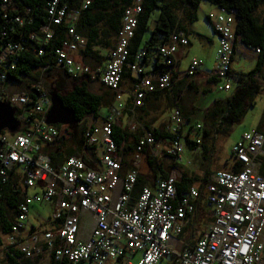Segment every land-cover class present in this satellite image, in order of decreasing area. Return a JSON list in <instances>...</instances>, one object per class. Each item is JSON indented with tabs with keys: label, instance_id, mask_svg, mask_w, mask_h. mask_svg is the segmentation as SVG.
Returning <instances> with one entry per match:
<instances>
[{
	"label": "built area",
	"instance_id": "2783aa9c",
	"mask_svg": "<svg viewBox=\"0 0 264 264\" xmlns=\"http://www.w3.org/2000/svg\"><path fill=\"white\" fill-rule=\"evenodd\" d=\"M88 4L84 0L80 9H68L59 0L48 1L47 23L38 33L28 35L40 46L36 55L44 53L43 45L55 34V25L65 24V37L54 49L53 61L40 67L38 80L24 89H8L12 87L9 72L16 67L22 42H0V102L13 108L19 122L10 141L3 132L7 130L0 132V188L11 181L12 190L20 187L22 191L9 231L0 232V264H156L169 254H175L172 264H264V173L260 172L264 133H243L231 145L229 169L210 172L201 191L198 181L178 195L176 184L183 175L181 139L186 127L177 106L179 93L174 95V106L162 127L166 137L159 140L138 118V109L149 93L172 91L180 81H185L184 91L203 71V61L193 58L179 70V49L189 41L182 31L174 30L158 48L157 70L144 68L140 62L144 52L140 51L134 63L127 65L130 75L124 79L130 39L143 4V0H132L104 60L85 63L86 38L75 28L80 11ZM1 9L7 22L22 27L27 21L18 12L17 0H2ZM24 10L30 11L27 6ZM209 22L218 43L205 81L214 78L220 82L218 90L228 91L234 80L233 57L237 44H242L235 34L234 13L218 9ZM0 34L2 37L4 32ZM242 46L256 58L257 47ZM56 72L87 76L108 89L112 98L105 114L89 113L76 122L82 128L80 149L65 156L54 169L47 147L60 142L59 124H46L45 117L51 107V84L47 82L56 79ZM113 125L138 135L134 150L126 157L112 138ZM149 157L162 168L156 176L147 164ZM234 164L235 170L231 168ZM143 168L151 184L142 186L132 198ZM29 188H36L31 198ZM31 201L49 204L47 228L29 223ZM202 204L208 208L210 222L187 245L180 235ZM136 253L140 256L133 262Z\"/></svg>",
	"mask_w": 264,
	"mask_h": 264
},
{
	"label": "trees",
	"instance_id": "16d2710c",
	"mask_svg": "<svg viewBox=\"0 0 264 264\" xmlns=\"http://www.w3.org/2000/svg\"><path fill=\"white\" fill-rule=\"evenodd\" d=\"M49 0H17L19 6L18 12L26 16L27 21L22 27L15 22H7L2 18V9L0 0V42L21 41L23 49L20 51L16 67L9 72L11 85L19 87L17 90L26 88L29 84L38 80L39 68L53 61V51L58 47L65 37V24L55 25V34L43 45L44 53L41 56L36 55L40 47L34 41L28 38V35L36 34L42 24L47 23L48 17L45 7ZM84 0H59L60 4H66L68 9H80ZM201 0H143L142 11L137 16V23L128 47L126 64L123 67V78L130 75L127 65L134 63L138 52L143 51L144 55L140 62L146 66L149 61L153 70H157L159 64L155 63L158 58V48L169 40L170 34L174 30L182 31L186 36L188 33V24L196 19V9ZM217 6L218 9H224L227 12H233L235 17V34L239 41L245 46L257 47L259 52L256 55L253 67L247 72H234L232 82V92L224 99H217L204 111V119L200 128L202 137L198 142L189 137V132L196 129L195 126H189L184 134V142L189 149L200 147L202 149V158H208V142H213L218 135L226 134L230 126L238 122L244 115L248 107L252 106L254 97L262 90L261 80L264 78V0H206ZM132 0H89L85 9L80 11L79 20L76 23V32L86 38V47L82 51V60L90 65L100 64L104 60V53L113 46L115 35L120 27L121 19L127 6ZM20 3V4H19ZM30 9L26 13L24 7ZM156 13L153 24L150 27V18ZM209 20V17H207ZM10 27L13 31H10ZM148 35L145 37V34ZM1 36V34H0ZM104 52V53H103ZM87 60L96 62L91 63ZM52 74V69L48 75ZM53 81H48L52 89L56 90L58 96L66 107L73 110L75 119L79 121L89 113L97 114L101 107L109 106L112 93L103 87L104 93L98 92L91 87L94 81L87 76L72 77L61 72L54 74ZM70 81L71 87L64 90V82ZM217 80L211 78L206 81L216 83ZM185 81L178 82L172 91L159 90L146 95L143 106L138 109V118L146 128H152V133L156 140L166 137L162 128L153 127L156 117H151L152 111L160 110L162 113L165 109L174 106V95L178 93L181 84ZM196 81H191L187 88H193ZM8 83L5 84V87ZM62 87V88H61ZM205 91V90H203ZM109 97L106 99V95ZM181 110L180 104L177 105ZM182 112V110H181ZM184 117V116H183ZM187 117L184 120L187 122ZM60 131L59 143L47 147L51 158V165L54 169L58 167L65 156L77 154L82 143V128L78 125L65 127L57 125ZM258 131L264 133V108ZM112 138L114 139L118 151L125 157L135 148L137 143V133L122 129L116 125L112 126ZM210 146V145H209ZM209 147L214 151L213 144ZM1 148V140H0ZM264 155L261 157L260 172L264 173ZM210 160V159H209ZM147 164L153 173V176L162 171L157 166L154 159L149 157ZM234 164L231 168L235 170ZM210 171L206 168L201 177L195 175H183L176 184L177 194L184 192L186 188L196 181H200V191L202 184L208 181ZM9 181L0 188L2 198L0 199V232L6 233L10 229V219L16 213L17 206L22 202V191L20 187L14 190L10 188ZM151 182L139 174L131 193L135 197L142 186L150 185ZM201 207V206H200ZM198 207V211L199 208ZM197 211V212H198ZM197 212L189 227H186L180 235L185 244L194 242V231ZM210 222V218H209ZM189 233L184 236L185 230ZM175 258V254H172ZM173 263V262H172Z\"/></svg>",
	"mask_w": 264,
	"mask_h": 264
},
{
	"label": "rangeland",
	"instance_id": "374dc122",
	"mask_svg": "<svg viewBox=\"0 0 264 264\" xmlns=\"http://www.w3.org/2000/svg\"><path fill=\"white\" fill-rule=\"evenodd\" d=\"M217 11L218 8L216 5L211 4L206 0H201L199 2L196 9V19L191 24L187 25V38L189 44L184 49L183 58L179 62L178 67L180 71L184 70L188 62L193 58L201 59L203 61V70H212L213 56L216 48V35L214 34L207 17L212 18L217 13ZM155 16L156 13H154L150 18V27L153 24V19ZM147 35L148 33L145 34L144 38H146ZM238 59L239 58H237V60ZM87 61L96 63L90 60ZM151 62L152 61H149L148 65L144 66L146 70L151 67ZM253 65L254 63L247 61L245 58L241 57L238 60V63L234 64L233 66L238 70L247 72L253 67ZM217 84H220V82L209 84H195V87H188L184 91V85H180L178 93L179 104L182 110L181 113L184 117L188 116L184 134L186 133L189 126H195L196 124L202 125L204 119V111L212 104L214 100L224 99L231 94L232 89L228 91L218 90ZM90 85L93 89H96L100 93H104L106 91L97 82H94L93 84L91 83ZM11 86V88L8 87L10 91H16L17 89H19V87L15 84ZM261 86L262 90L254 97L252 106L247 108L241 119L238 122L232 124L226 134L218 135L215 137V140L213 142H208V151L206 154L210 155L206 160L202 158L203 152L200 147L189 149L184 142V138L181 139V142L183 144V153L180 161L181 169H185V171L189 175H195L196 177H201L206 168L210 172H214L220 169H229V166L233 161L231 155V145L236 142L243 133L257 130L259 127L264 108V78L261 80ZM62 87H64V90L70 88L71 82H64ZM108 97L109 94H107L105 98L107 99ZM122 100H124V98ZM100 111L102 112V114H105L108 111V107L103 106L101 107ZM168 112L169 109H165V111H163L162 113L160 112V110H157L156 112L152 111L150 116H154L157 118L156 122L153 124V127L162 128L163 125L166 124ZM3 132L6 139L9 141L14 137V134L8 133L7 131ZM189 137L193 140L201 139L202 130H191L189 132ZM212 144L214 146V151L211 152L209 150V147H212ZM142 170L145 171L144 168ZM197 184H199V182ZM35 191L36 188H29L27 190V196L31 198ZM48 213L49 204L31 201L28 211L29 223L35 227L47 228L49 226V220L47 217ZM209 218L210 213L208 211V208L204 204H202L199 208V211L197 212L195 222L196 225L194 226L196 229L194 231V237H196L199 231L206 229L207 225L209 224ZM188 233V229L185 230L184 236H186ZM139 256L140 253H136L135 255H133L132 261H136ZM173 261L174 256L172 254H169L163 256L156 264H172Z\"/></svg>",
	"mask_w": 264,
	"mask_h": 264
},
{
	"label": "water",
	"instance_id": "95a60500",
	"mask_svg": "<svg viewBox=\"0 0 264 264\" xmlns=\"http://www.w3.org/2000/svg\"><path fill=\"white\" fill-rule=\"evenodd\" d=\"M49 96L51 107L45 117V123L49 125L74 126L77 120L75 119L73 110L63 104L56 90L50 88ZM18 128L19 122L14 117L13 108L7 102H0V132L7 130L13 134L17 132Z\"/></svg>",
	"mask_w": 264,
	"mask_h": 264
},
{
	"label": "crops",
	"instance_id": "0c3cea01",
	"mask_svg": "<svg viewBox=\"0 0 264 264\" xmlns=\"http://www.w3.org/2000/svg\"><path fill=\"white\" fill-rule=\"evenodd\" d=\"M213 30V29H212ZM214 32V31H213ZM214 34L216 35V46H217V43H218V36H217V34L214 32ZM189 44V43H188ZM188 46V45H187ZM187 46H184V47H181L180 49H179V52H178V56H179V58H180V60L183 58V55H184V49L187 47ZM245 58L247 61H250V62H252V63H254L255 62V57H252V56H250V53L247 51V49L244 47V46H242V44H237V52H236V54H235V56L233 57V62H232V69H233V71L234 72H243L242 70H238V69H236L233 65L234 64H236V63H238V60L240 59V58ZM237 58H239L238 60H237ZM206 71H208V70H203L202 72H201V74L199 75V76H197V78H196V84H206V83H204V82H206L205 81V76H204V74H205V72ZM188 117V116H187ZM144 163L145 162H142V164H143V166H144ZM182 170H183V168H182ZM183 172L184 173H186L187 175H189L186 171H185V169L183 170ZM141 173L143 174V175H146L147 174V171L145 170V171H143V170H141ZM199 181V180H198ZM198 181H196V182H194V183H197ZM193 183V184H194Z\"/></svg>",
	"mask_w": 264,
	"mask_h": 264
}]
</instances>
